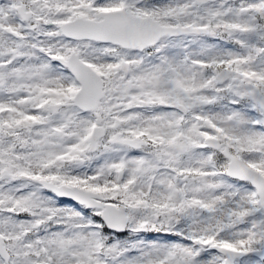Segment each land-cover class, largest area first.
I'll use <instances>...</instances> for the list:
<instances>
[{
  "label": "snow or ice",
  "instance_id": "1",
  "mask_svg": "<svg viewBox=\"0 0 264 264\" xmlns=\"http://www.w3.org/2000/svg\"><path fill=\"white\" fill-rule=\"evenodd\" d=\"M0 264H264V0H0Z\"/></svg>",
  "mask_w": 264,
  "mask_h": 264
}]
</instances>
